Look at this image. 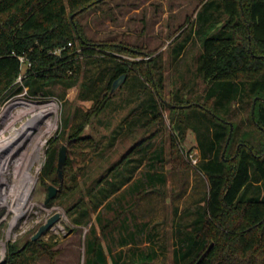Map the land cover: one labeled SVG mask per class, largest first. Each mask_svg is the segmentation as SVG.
<instances>
[{
	"label": "trees",
	"instance_id": "16d2710c",
	"mask_svg": "<svg viewBox=\"0 0 264 264\" xmlns=\"http://www.w3.org/2000/svg\"><path fill=\"white\" fill-rule=\"evenodd\" d=\"M197 1L201 5L195 14L193 31L179 42L172 56L176 60L192 35H197L202 51L197 57L196 72L207 88L200 103L174 94L175 106L169 107V111H178L177 118L170 121L180 139L187 129L195 134L199 150L195 166L205 175L208 190L201 198L202 203L197 200L193 209H186L184 215L190 213L189 219L185 223L177 222L172 261L174 264H264V0ZM107 4L108 0H0V100L8 92H21L23 85L34 98L56 93L63 97L64 93L57 92L55 87L65 91L77 85V98L92 102L84 111L75 106L72 115L76 118L69 129H61L46 143L42 173L58 187L47 206L57 196L73 190L64 181L68 175V157L62 181L57 174L59 140L66 135L70 146L93 143L92 135L83 133V129L108 107L116 93L110 92L112 83L120 75L124 74L125 83L132 82L139 88L138 93L149 100L122 118L108 144L113 145L123 129L129 134L153 121H164L156 98L163 80L158 56L128 61L121 54L139 55L143 48L123 39H93L85 32L80 16L92 6ZM59 47L58 53L52 52ZM18 54L32 61L25 71L23 85L15 82L20 74ZM235 102L247 108L248 121L258 128L257 148L243 134L231 151L239 127L231 117L237 113L232 111L230 117L222 113L230 114ZM225 120L233 123L228 141L230 126ZM152 134H142L126 154L109 166L104 176L110 175L112 179L101 175L95 184L88 186L86 196L66 205L67 213L80 211L70 220L72 223H90L84 238L85 264H109L108 254L113 257L112 264H118L124 254L127 264H153L158 255L153 245L137 251V238L147 230V222L139 225L134 215L126 214L131 208L126 210L121 203L115 207L114 200L109 199L131 180L144 158H163L164 149L154 147ZM91 193L101 196L95 198ZM119 196L115 199L120 200ZM86 200L90 203L83 208ZM104 210L112 214L105 216ZM119 223L123 228L118 241L121 250L115 252L112 245L107 248L103 245L102 237L106 239L107 228H119ZM1 226L7 227V221ZM49 246L50 242L39 238H27L21 245L9 242L3 264H30L36 253L47 254L53 264L55 253ZM124 249H127L125 253Z\"/></svg>",
	"mask_w": 264,
	"mask_h": 264
},
{
	"label": "rangeland",
	"instance_id": "374dc122",
	"mask_svg": "<svg viewBox=\"0 0 264 264\" xmlns=\"http://www.w3.org/2000/svg\"><path fill=\"white\" fill-rule=\"evenodd\" d=\"M199 5L200 2L197 0H108L107 5L92 6L80 16V21L90 38L97 40L123 39L130 43H136L140 47L145 46V51L142 54L123 53V59L128 61L149 60L158 56L157 59L161 63L163 80L162 86L157 90L156 98L160 101L164 121L160 124L153 121L148 125V128H138L135 138H139L142 134L148 136L153 133L151 140L154 142V147L163 146L164 162L161 164V170L166 176V182L164 186L143 187L135 194V197L129 193H121L119 201L126 210L131 208V210H127L126 214L135 216L139 225L142 222H147V230L137 238L135 245L138 246L137 251L141 248L146 249L149 245L157 248L158 255H156L153 264H174L172 261V250L175 247L173 242L175 243L178 237L174 231L175 222L185 223L190 217V213L187 216L183 215L186 213V209H193L197 200L202 203L201 198L208 190L205 175L195 166L198 158L195 135L187 129L183 139L179 138L170 121V118H177L178 111L172 113L167 106V103H172L174 100V94L183 95L186 100L200 103L207 88V84L196 72L197 57L201 46L197 35H192L187 49L176 60L172 56V52L177 49L179 42L193 31V24L196 21L195 14ZM186 19H188L187 22ZM144 81L151 87L148 80ZM55 89L57 92H63L64 96L60 97V93H56L34 98L23 92L19 94L8 92L0 100V112L16 100L34 102L32 106L14 104L15 106L11 110L16 111L24 107L27 111L23 117L12 122L13 127L23 126V121L39 112L38 107L49 106L48 104L51 102L56 104V109L51 114L56 120V125L45 136L41 145V163L35 162L26 184L19 193H16V196H13L14 193L9 191L12 185V163L8 169L3 170L7 182H4L0 191V223L6 220L10 228L0 224V239L5 243V257L9 242L21 245L25 239L31 237L33 231L46 217L59 210L61 212L60 219L52 228L43 232L39 239L43 242H50V250L53 251V254L55 253L53 264H85L84 238L90 223L87 225L72 223L70 220H74L75 214L79 215L80 211L74 212L75 214L67 213L66 205L83 195L86 196L88 186L95 184L94 181L98 177L101 175L106 177L104 173L109 165L116 161L132 142L130 138H120L112 146L107 144L113 129L117 128V124L131 105L122 108L123 101L121 99L126 96V92L123 87H117L114 91L116 92L115 97L111 99L105 111L94 116L83 129V133L92 135L93 143H77L70 146L67 143L66 135L59 140L60 144L67 145L69 167L67 168L68 175L64 177V181L65 184L73 186V190L69 194L63 193L57 196L51 205L45 206L43 201L47 195V185L52 184L42 173L46 157V143L61 129L64 128L65 131L69 129L72 120L76 118L72 115L75 106L84 111L92 103L90 100L77 98V85L69 87L65 91L61 87H55ZM232 111H236L237 114L231 119L234 123H238L239 127L235 131L231 151L237 147L236 142L243 134H245L244 139L250 141L257 148L259 146L258 128L248 121L247 108L244 109L242 104L235 102L230 114H222L230 117ZM44 119V117L40 118L38 124ZM11 127H0V142L9 139ZM28 142V136H22L18 140V144L22 146H26ZM157 167H159L158 164ZM142 173L143 170L137 175L140 176ZM91 194L95 198L101 196V193ZM89 203L86 200L83 208H87ZM114 206H118L116 200ZM111 214L109 211H103L105 216ZM92 219H94V215H92ZM9 229H11L10 232ZM122 229L120 223L119 228L108 227L106 239L102 237L103 245L106 248L112 245L115 252L120 251L118 241H120V230ZM150 236L151 239L148 238ZM123 251L125 253L127 249ZM1 253L2 244L0 243V256ZM107 257L109 264H112L113 257L110 254ZM122 257L118 264H127L125 254ZM51 262L47 254L36 253L35 259L30 264H52Z\"/></svg>",
	"mask_w": 264,
	"mask_h": 264
},
{
	"label": "bare ground",
	"instance_id": "6f19581e",
	"mask_svg": "<svg viewBox=\"0 0 264 264\" xmlns=\"http://www.w3.org/2000/svg\"><path fill=\"white\" fill-rule=\"evenodd\" d=\"M4 107L0 112V127L12 126L9 139L0 142V191L7 182V177L3 170L9 168L10 163L13 165L12 169V185L10 186V193H19L21 188L26 184L28 177L31 174L32 166L36 161L40 162V151L42 150V143L45 136L50 133L56 125V120L51 116L53 110L56 109L55 103H49V106L38 107L39 112L32 114L28 120L23 121V126L13 127L12 122L20 119L26 114V109L21 107L16 111L11 110L16 103L28 104L32 106L34 102L25 100H16ZM15 104V105H14ZM46 106V107H45ZM45 118L38 124L40 118ZM2 131V130H1ZM22 136H28L29 142L26 146L18 144V140ZM15 156V158H13ZM13 158V159H12ZM7 164V166H6Z\"/></svg>",
	"mask_w": 264,
	"mask_h": 264
},
{
	"label": "crops",
	"instance_id": "0c3cea01",
	"mask_svg": "<svg viewBox=\"0 0 264 264\" xmlns=\"http://www.w3.org/2000/svg\"><path fill=\"white\" fill-rule=\"evenodd\" d=\"M201 5V4H200ZM199 5V7H200ZM198 7V8H199ZM121 40V39H120ZM126 41V40H125ZM129 42V41H127ZM191 42V39L188 40V42L186 43L182 53L187 49L188 45L190 44ZM133 44H136V43H133ZM199 46V45H198ZM142 47V46H141ZM143 48V51H145V46L142 47ZM199 53L202 51V47L199 48ZM136 51V50H135ZM181 53V54H182ZM117 87H123L126 92V96L121 99L123 101V104H121L122 108H125L127 105H131L128 109V112L125 114L127 115L133 108H137V107H140L142 105H145L147 102H148V98H146V96H142L140 93H138V90L139 88L136 87V86H133L132 85V82H128V83H125V76L124 78L119 82V84L117 85ZM116 87V88H117ZM115 91V90H114ZM113 91V92H114ZM112 92V93H113ZM115 97V96H114ZM113 97V98H114ZM172 106H167L168 107H173L175 106V104L171 103ZM114 108V107H113ZM177 115V114H176ZM157 124H160V123H157ZM171 124H172V127H173V123L171 121ZM148 128V126H146ZM138 128H142V127H137L135 128L133 131H131V133H127L126 134V131L127 130H122L123 132H121L120 136L118 137V139L116 140L117 142L119 141L120 138H130L132 142H130V144L127 146L126 150L122 153V155L126 154V152L128 151V149L131 147V145H133L139 138H141L142 136H139L135 138V135L137 133V129ZM147 130V129H146ZM191 130V129H189ZM192 131V130H191ZM193 132V131H192ZM194 133V132H193ZM151 134V133H150ZM195 135V134H194ZM196 140V138H195ZM116 142V143H117ZM115 143V144H116ZM108 144V143H107ZM196 145H197V141H196ZM108 146H110L108 144ZM112 146V145H111ZM163 147V146H162ZM198 149V148H197ZM164 152V150H163ZM121 155V156H122ZM198 157H199V150H198V153H197ZM120 156V157H121ZM120 157L118 159H120ZM117 159V160H118ZM116 160V161H117ZM134 160V159H133ZM115 162V161H114ZM113 162V163H114ZM164 162V156L163 158H160V159H157V158H154V159H149V157H146L143 159V161L139 164L137 170L134 172L131 180L129 182H127L126 184L123 185V187L116 191L114 194H112L109 199H112V200H116L115 199V196L117 195H121L120 193H129L130 195H133L135 197V194H137L140 190H142L143 187H148V186H151V187H159V186H164L165 185V182H166V176L164 174V172L161 170L162 167H161V164ZM111 163V164H113ZM110 164V165H111ZM159 165V167L156 168V165ZM109 165V166H110ZM148 166H150L151 168H149ZM109 168V167H108ZM107 168V169H108ZM141 170H143V173L142 175L140 174L137 175L138 173L141 172ZM107 171V170H106ZM107 178H111L110 175H108ZM112 179V178H111ZM144 192V191H143ZM121 197V196H119ZM120 200H116V202H118V204L120 205ZM184 215V214H183ZM181 215V216H183ZM175 225L177 227V222H175ZM175 227V228H176ZM176 234V232H175Z\"/></svg>",
	"mask_w": 264,
	"mask_h": 264
},
{
	"label": "water",
	"instance_id": "95a60500",
	"mask_svg": "<svg viewBox=\"0 0 264 264\" xmlns=\"http://www.w3.org/2000/svg\"><path fill=\"white\" fill-rule=\"evenodd\" d=\"M71 17H72V15H71ZM123 78H124V74L120 75L119 78L114 80V82L112 83V87H111L110 92H113L116 89L117 85L119 84V82ZM255 100L256 99H254V102H255ZM167 104H168V106H172L171 103H167ZM253 113H254V105L251 108V116H252V119L254 120V114ZM222 120H224V119H222ZM225 121L228 122L229 126H230L229 135H228V139H227V141H228L229 137L232 133L233 123L230 121H227V120H225ZM66 158H67V145L65 143H62L59 147V150H58V159H57V166H56L57 174H58L60 181H62V179H63V168H64ZM57 190H58V187L55 186L54 184L47 185V195L43 201V204L45 206L47 205L48 201L56 195ZM60 217H61V212L59 210L54 211L52 214H50L48 217H46L42 223H40L37 226V228L33 231L30 239L36 240L37 238H39L43 232L47 231L49 228H52L54 226V224L60 219ZM2 243L4 245V250H5L6 247H5L4 241H2ZM210 245L202 253L200 258H202L204 256V254L208 251ZM4 262H5V258H4V254H3V256L0 258V264H3Z\"/></svg>",
	"mask_w": 264,
	"mask_h": 264
},
{
	"label": "built area",
	"instance_id": "2783aa9c",
	"mask_svg": "<svg viewBox=\"0 0 264 264\" xmlns=\"http://www.w3.org/2000/svg\"><path fill=\"white\" fill-rule=\"evenodd\" d=\"M68 45H71V42H68ZM61 50V48L59 47V48H56L55 50H53L52 52L53 53H58V51H60ZM17 57H18V59H19V64H20V74H19V76H18V78L16 79V81L15 82H18V83H20V84H22L23 85V78H24V76H25V71L29 68V67H31V65H32V61L29 59V58H27V56H25V55H23V54H18V55H16ZM121 56H122V58H123V54H121ZM26 91H27V87L26 86H24L23 85V90L21 91V92H23L24 94H26ZM21 92H19V93H21ZM18 93V94H19ZM3 221H1V223H2ZM0 223V224H1ZM8 226V228H10V225H7ZM8 230V229H7ZM11 231V229H9V232ZM0 243L2 244V253H1V256H0V258L3 256V254H4V245H3V243H2V241H1V239H0Z\"/></svg>",
	"mask_w": 264,
	"mask_h": 264
}]
</instances>
